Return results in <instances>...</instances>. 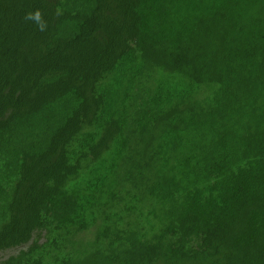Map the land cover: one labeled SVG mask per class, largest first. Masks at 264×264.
Returning <instances> with one entry per match:
<instances>
[{
	"label": "trees",
	"instance_id": "trees-1",
	"mask_svg": "<svg viewBox=\"0 0 264 264\" xmlns=\"http://www.w3.org/2000/svg\"><path fill=\"white\" fill-rule=\"evenodd\" d=\"M13 248L0 264H264V0H0Z\"/></svg>",
	"mask_w": 264,
	"mask_h": 264
},
{
	"label": "clouds",
	"instance_id": "clouds-1",
	"mask_svg": "<svg viewBox=\"0 0 264 264\" xmlns=\"http://www.w3.org/2000/svg\"><path fill=\"white\" fill-rule=\"evenodd\" d=\"M24 19L26 21L33 22L39 28L40 31H44L47 27V23L46 21H44L42 13L39 9L26 13Z\"/></svg>",
	"mask_w": 264,
	"mask_h": 264
},
{
	"label": "rangeland",
	"instance_id": "rangeland-1",
	"mask_svg": "<svg viewBox=\"0 0 264 264\" xmlns=\"http://www.w3.org/2000/svg\"><path fill=\"white\" fill-rule=\"evenodd\" d=\"M17 249L16 248H13V249H7V250H4V251H0V262L5 259L6 257H8L10 254L16 252Z\"/></svg>",
	"mask_w": 264,
	"mask_h": 264
}]
</instances>
